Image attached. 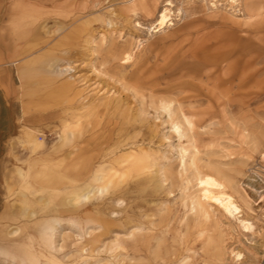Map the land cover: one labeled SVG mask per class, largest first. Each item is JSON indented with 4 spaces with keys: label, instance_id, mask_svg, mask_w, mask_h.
I'll return each mask as SVG.
<instances>
[{
    "label": "rangeland",
    "instance_id": "obj_1",
    "mask_svg": "<svg viewBox=\"0 0 264 264\" xmlns=\"http://www.w3.org/2000/svg\"><path fill=\"white\" fill-rule=\"evenodd\" d=\"M261 153L264 0H0V264H264Z\"/></svg>",
    "mask_w": 264,
    "mask_h": 264
},
{
    "label": "bare ground",
    "instance_id": "obj_2",
    "mask_svg": "<svg viewBox=\"0 0 264 264\" xmlns=\"http://www.w3.org/2000/svg\"><path fill=\"white\" fill-rule=\"evenodd\" d=\"M227 2L229 4H236L237 0H227ZM170 5H171L170 2H167L165 4V6H170ZM169 13H170V10L168 8H166V7L163 10H161V12L158 13V15H157L156 20L154 21L153 28H151V29L149 28V30H151V31H153L155 33L157 31H159L160 29L164 28L165 26L171 25V18H170V14ZM138 27H140V26H138ZM127 57H128V55H127ZM175 128L177 129L178 127L176 126ZM30 139L32 141H35L34 138H30ZM260 155H261L260 157H261L262 161L264 162V153H261ZM244 196H245V198L247 200H250V198L247 196V194H244ZM259 198L262 199L261 196H259ZM220 211L222 212V214L224 216H226V218L231 219L232 221H234V223H236L237 226L240 229H242L244 232L248 233V232L252 231V229H253L252 223L250 221L242 218V216H240V213H241L240 207L233 201L231 196L228 195L221 201V203H220ZM235 257L239 258L240 255L236 254Z\"/></svg>",
    "mask_w": 264,
    "mask_h": 264
}]
</instances>
